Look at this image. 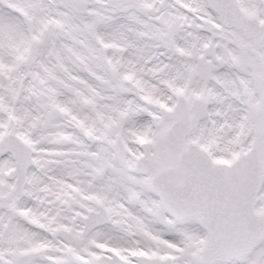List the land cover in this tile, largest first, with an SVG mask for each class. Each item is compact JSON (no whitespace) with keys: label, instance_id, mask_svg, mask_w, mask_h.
<instances>
[{"label":"snow or ice","instance_id":"6c2138e0","mask_svg":"<svg viewBox=\"0 0 264 264\" xmlns=\"http://www.w3.org/2000/svg\"><path fill=\"white\" fill-rule=\"evenodd\" d=\"M0 264H264V0H0Z\"/></svg>","mask_w":264,"mask_h":264}]
</instances>
